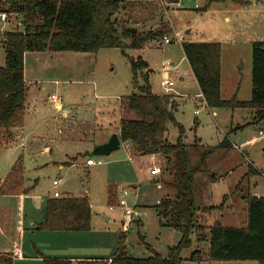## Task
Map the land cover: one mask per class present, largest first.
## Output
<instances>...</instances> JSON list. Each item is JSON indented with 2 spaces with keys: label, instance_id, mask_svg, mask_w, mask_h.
Segmentation results:
<instances>
[{
  "label": "rangeland",
  "instance_id": "374dc122",
  "mask_svg": "<svg viewBox=\"0 0 264 264\" xmlns=\"http://www.w3.org/2000/svg\"><path fill=\"white\" fill-rule=\"evenodd\" d=\"M130 2H148L149 10L156 13L157 19L151 25L156 27L160 18L174 30L184 36L187 43H218L221 55L220 96L230 100L236 96L239 101H248L251 95V45L264 42V0H179L177 5L163 7L158 0H122ZM206 9L203 11V9ZM133 29L143 32L147 26L132 24L131 12L127 16ZM227 18V20H226ZM0 29L7 27L0 24ZM172 33L166 36H173ZM182 42V43H183ZM128 43V42H127ZM154 50L102 49L97 53H26L24 56V78L27 84V101L23 123L22 147L15 150L7 159L3 152L8 140L0 135V178L7 166L17 158L23 163L25 186L36 188L32 196H46L51 182L61 179L58 186L75 197L87 196L91 207L92 230L102 236V259L114 255L118 246V235L126 233V254L133 259H146L150 253L139 241V235L146 245L163 258L167 250L178 243L180 234L168 228H161L156 208L161 199L172 196V192L162 184H154L142 173L139 167L151 170L157 167L159 177L170 180L168 173H163L165 160L162 156L146 157L137 162L132 157L131 147L120 148L109 156L100 157L104 162L84 170L80 168L58 169L54 162L63 161L65 155L81 150L82 146H92L87 139L105 138L107 134L117 133L121 120H130L133 112L126 108L125 99L133 88L128 57L140 56L151 64L154 71L150 78L155 93H160L161 65L171 57L177 63L182 55L178 43L163 45L162 40L152 43ZM4 51L0 50V67L4 64ZM160 68V70H159ZM193 91V89H192ZM192 92L188 91V94ZM55 95L60 99L62 112L66 118L50 106L48 97ZM192 100V99H191ZM197 100V99H196ZM32 105L33 108L29 110ZM200 103L187 101L181 105L175 115L177 123L185 129L184 144L193 143V120L198 123L195 136L201 139L205 147H216L223 139L230 144V149H220L211 157L197 179L198 197L206 208L219 207L203 215V224L210 226L219 222L225 227L243 228L246 224V202L242 198L248 192L251 196L264 198V125L251 124L241 131L230 132L252 121L250 111L230 109H207ZM198 115H194L195 111ZM59 122L61 127H58ZM58 130L70 137L69 148H59L50 143L55 141ZM259 131L262 133L259 134ZM263 135V137H261ZM177 131L168 126L166 139L173 144ZM261 137V138H260ZM243 145L247 141H251ZM200 145V143H199ZM233 145L236 149H232ZM50 148L51 152L46 153ZM9 152V151H8ZM131 156V158H130ZM131 159L129 161L128 159ZM151 160V161H150ZM251 168L254 174H249ZM108 183L115 184V196L111 207L107 203ZM239 184L238 189L236 186ZM126 189L127 208L132 211L130 222L122 224L124 210L117 206L119 191ZM52 192V190H51ZM14 208V207H13ZM32 208V207H31ZM32 212L25 208V226L30 219H42L43 205ZM38 211V212H36ZM14 211L13 218L16 219ZM39 220V221H40ZM26 237H28L26 235ZM199 245V244H198ZM201 258L206 245L200 243ZM195 248L181 252L182 264H258L256 262L217 263L191 261Z\"/></svg>",
  "mask_w": 264,
  "mask_h": 264
},
{
  "label": "trees",
  "instance_id": "16d2710c",
  "mask_svg": "<svg viewBox=\"0 0 264 264\" xmlns=\"http://www.w3.org/2000/svg\"><path fill=\"white\" fill-rule=\"evenodd\" d=\"M227 0H210L225 2ZM235 1V0H232ZM160 5H177L179 0H159ZM138 4L121 0H0V13L23 15L25 34L7 32L3 35L4 65L0 67V135L9 139V132L23 127L27 101V85L24 81V56L26 53H89L102 49L140 50L149 42L161 41L172 29L158 20L155 29L132 34L131 20L126 16ZM206 9L204 8L203 11ZM157 19L153 10H148ZM125 17V21L122 20ZM133 16V14H132ZM128 42V43H127ZM127 43V44H125ZM203 101L209 109L247 110L253 115V123L264 122V42L251 45V95L248 101L236 96L222 100L220 96V45L218 43L181 44ZM133 93L126 97V108L133 112L134 120H121L118 136L121 143H129L138 157L162 156L163 173L170 180L159 183L172 192V196L160 200L156 211L159 225L180 234L178 243L168 248L166 258L139 241L151 254L146 259H133L126 254L123 231L118 235L116 252L109 260H84L74 264H182L181 252L195 243L207 242L206 261L217 263L256 262L264 264V198H256L248 192L242 198L246 202V224L243 228L225 227L219 222L205 226L203 215L219 207L201 205L196 186L205 163L220 149H230L226 139L216 147L199 145L195 136L198 123L193 122V143L184 144L185 129L174 117V102L170 97L151 92L148 65L141 59L128 57ZM247 124L231 132L241 131ZM168 126L177 131L175 143L167 141ZM86 157V156H83ZM248 173L254 174L251 168ZM23 163L18 158L3 182L0 195H24ZM239 184L236 186L238 189ZM107 203L111 207L115 185L109 183ZM90 206L86 197L64 196L47 200L41 231L86 232L90 229ZM194 251L190 260L201 261ZM0 264H12L10 254H0ZM42 264H73L64 260L42 259Z\"/></svg>",
  "mask_w": 264,
  "mask_h": 264
},
{
  "label": "crops",
  "instance_id": "0c3cea01",
  "mask_svg": "<svg viewBox=\"0 0 264 264\" xmlns=\"http://www.w3.org/2000/svg\"><path fill=\"white\" fill-rule=\"evenodd\" d=\"M130 3L138 4L137 6L133 8L134 11L132 12V14L136 17H134V21L132 22V24L133 25L139 24V25L147 26L146 30L154 29V25L152 26L151 23L152 22L154 23V21H156V18L153 14H151V12L148 11L149 10L148 2H130ZM122 20L124 21L126 20L124 16H122ZM162 23H164L163 19H162ZM157 24L158 22L156 23V27H157ZM128 25L132 26L130 22H128ZM166 26L174 30L171 25L167 24ZM146 30H143V31H146ZM136 31H138L137 28H136ZM138 32H141V31H138ZM152 43L153 42L147 43L140 50H154L153 48H151ZM178 45L180 46V51L182 55L180 54V57L177 59V63L174 62L171 57H168L165 59V63H167L170 67L168 75L171 78V80H173L175 83L174 94L172 97H170L171 100L174 102V117L178 113V110L181 108V105L187 101H194V102L198 101V103H200L201 105L200 107H203V108L206 107V105H204L203 98L197 87L195 79L191 73L189 65L186 62V59L183 55L181 45L180 44ZM137 58L141 59L143 62H145L148 65V68L145 70V72L148 74V78L150 81V78L154 74V71L151 68V64L147 60L142 59L140 56L136 58H132V59L136 60ZM161 67L163 68V63ZM162 68L161 70L159 68L160 71H158L157 73L158 75H159V72L161 76L163 75ZM23 76H24V71H23ZM220 80H221V55H220ZM24 81H25V78H24ZM150 86H151L152 94L160 95V93L154 92L152 83L150 84ZM188 91L192 93L188 94ZM32 105L33 104H31V106L29 107V110L33 108ZM61 113L63 116L62 118H66L65 115H67V113L66 112H61ZM250 115H251L252 121L248 124L256 125L255 123H253V115L252 114ZM131 118L132 119L130 120L135 119L133 115L131 116ZM261 124L264 125V122H261ZM58 127H61L60 122H59ZM22 131H23V127L19 129H13L9 132V135H10L9 139L5 138L8 141L7 143L3 145L4 148H6V149H3V152L5 153L7 152L6 156L8 160H12L11 156L15 154V150H17L19 147H22L24 143ZM58 132L59 134H62V135L61 136L57 135L55 138L56 140L50 143L57 145L59 148H64V147L69 148L70 137L68 135H65L64 131L58 130ZM260 133L262 132L259 131V134ZM109 134L110 133H108L107 137L103 139L102 138H96V139L88 138L87 144L88 142L90 143L94 142L92 146H88V145L82 146L81 150L75 151L71 155H65V157L63 158V161H60V162L56 161L54 162V164L58 166L59 170L64 169V168L66 169L80 168V169H84L87 171L91 169L92 167L103 165L104 162L101 160L100 157L93 156V151L95 150L96 147L102 144H105L109 140V138L111 137V135ZM114 134L118 135V131L117 133H114ZM261 137H263V135H261ZM254 140L255 139H252L251 141H247L246 143H243V145H247L249 142H253ZM199 142H200V146H203L201 144V139H199ZM120 144H124L128 146L130 145L129 143H121V142ZM232 149H236V146L233 145ZM45 151L46 153H50L51 149L47 148ZM83 156H86V157H83ZM149 157H150L149 159L153 158V156H149ZM88 158H93L96 164L91 167L85 166V161ZM130 158L128 159L129 161H131V159H134L135 162H137L138 160L144 161V159H146V157H132L131 159ZM15 161H13V163L7 166L5 172L0 178V182H3V180L6 178L7 174L9 173ZM98 162L100 164H97ZM140 173H142L145 177L151 179L154 184H160L159 183L160 177L150 176L149 170H144L139 167L138 174ZM56 180H60L59 185H61L63 182L59 178ZM35 186H36V182H34L33 187H27L25 186V181H24L23 188L27 189L28 193L24 195H12V196L0 195V254H10L12 256V264H42L43 258L53 259V260H64V261H69L73 264L78 261H84V260H105L100 257L101 256L100 254L103 249L102 236H98V234L94 233L91 227L92 216H90V229L89 231H86V232L38 230V226L43 222L44 215L42 216L41 220L33 219V218L30 219L27 225L25 226L26 206L28 205V208L32 212H35L34 210L40 209L39 207L43 205L44 209H42L41 212L42 211L44 212L47 200L53 198L52 194L54 191H58V189H54L51 184V188L48 192H46V196H44L43 194L39 196H32L33 195L32 193L34 189L36 188ZM59 193H60L61 198L64 196H70L74 198H81V197L87 198V196L75 197L71 193L64 191V189H62V193L61 192ZM88 203H89V200H88ZM14 211L17 212L15 220L13 218ZM90 212H91V207H90ZM130 218L131 217L129 218L124 217L122 224L124 225L128 224L131 221ZM161 228L163 229V227ZM26 235L28 237H26ZM191 239L193 241L192 247L195 248L194 251L201 253L200 250L196 248L195 246L197 245L199 247L200 244L198 245L197 243H195L194 236L191 237ZM203 245H206V249L205 251L202 252L204 257L201 259V262L204 261L205 263H209L208 261H206L208 243L204 242ZM111 257L106 260L111 259ZM200 257H201V254H200Z\"/></svg>",
  "mask_w": 264,
  "mask_h": 264
},
{
  "label": "built area",
  "instance_id": "2783aa9c",
  "mask_svg": "<svg viewBox=\"0 0 264 264\" xmlns=\"http://www.w3.org/2000/svg\"><path fill=\"white\" fill-rule=\"evenodd\" d=\"M0 24H3L4 26L7 27V30L0 29V50L2 49V44L4 41L3 35L7 32H17L20 34H25V23H24V18L22 14L19 13H6L2 12L0 13ZM172 33V32H171ZM173 34V33H172ZM184 39V36L179 33H174L173 36L171 37L165 36L162 39L163 45H171L174 43L182 44ZM169 65L166 64L162 68L163 75L161 76L158 85L160 87V96H166V97H172L174 94V87L175 83L173 80L168 75L169 72ZM48 101L50 103V106L55 109L57 112H62L61 108V102L58 97L55 95H50L48 97ZM204 102V101H203ZM205 105V103H204ZM195 115H198V111L196 110L194 112ZM124 147L125 149H128L130 145H124L120 144V148ZM96 163L93 160V158H88L85 161V166L91 167L94 166ZM97 164H100L99 162ZM159 170L157 167H154L153 169L149 170V175L150 176H159ZM60 180H55L52 182V187L54 189H57L59 186ZM120 194V199L117 202V206L122 208L124 210V217L129 218L132 216V211L127 208V201L126 197L128 196L129 192L126 189H122L119 191ZM53 198H60V193L58 191H54L52 194ZM256 198H261V197H256Z\"/></svg>",
  "mask_w": 264,
  "mask_h": 264
},
{
  "label": "water",
  "instance_id": "95a60500",
  "mask_svg": "<svg viewBox=\"0 0 264 264\" xmlns=\"http://www.w3.org/2000/svg\"><path fill=\"white\" fill-rule=\"evenodd\" d=\"M135 33V30H132V34ZM120 148V140L119 136L116 134L111 135L109 140L98 147L95 148L93 151V156L95 157H106L109 156L111 153L118 151Z\"/></svg>",
  "mask_w": 264,
  "mask_h": 264
},
{
  "label": "bare ground",
  "instance_id": "6f19581e",
  "mask_svg": "<svg viewBox=\"0 0 264 264\" xmlns=\"http://www.w3.org/2000/svg\"><path fill=\"white\" fill-rule=\"evenodd\" d=\"M61 198V197H60Z\"/></svg>",
  "mask_w": 264,
  "mask_h": 264
}]
</instances>
